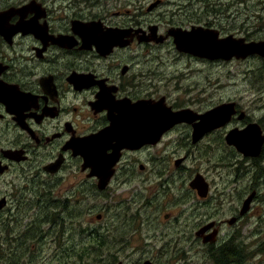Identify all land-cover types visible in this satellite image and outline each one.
<instances>
[{
  "label": "flooded vegetation",
  "instance_id": "1",
  "mask_svg": "<svg viewBox=\"0 0 264 264\" xmlns=\"http://www.w3.org/2000/svg\"><path fill=\"white\" fill-rule=\"evenodd\" d=\"M237 1L220 2L224 20ZM170 28L190 29V0H0V247L7 243L2 224L14 220L13 231L15 219L36 216L29 207L19 217L20 205L42 206L48 180L56 183L68 173L73 198L92 188L89 196L107 200L106 221L96 213L88 232L94 249L109 258L97 264H189L195 244L211 264L239 262L243 243L233 231L264 184V141L257 155L245 156L226 136L256 123L264 137V112L253 116L233 101L230 120L193 141L200 119H190V110L198 115L222 102L196 109L190 95L175 101L168 90L162 94L166 58L192 57L176 48ZM236 28L235 38L264 40L252 29ZM255 58L264 63L259 55L209 61ZM263 94L261 85L254 99L258 109L264 107ZM141 101L157 105L155 116L166 110L184 117L164 118L166 127L162 117L148 118L146 109L133 107ZM203 148L216 158L195 167ZM88 151L101 153L109 164L103 190L96 175L88 176L92 168L83 166L82 153ZM51 164L59 166L50 170ZM240 165L246 191L224 213L210 210L216 187L210 169L238 171ZM196 174L207 184L204 196L191 186Z\"/></svg>",
  "mask_w": 264,
  "mask_h": 264
},
{
  "label": "rangeland",
  "instance_id": "2",
  "mask_svg": "<svg viewBox=\"0 0 264 264\" xmlns=\"http://www.w3.org/2000/svg\"><path fill=\"white\" fill-rule=\"evenodd\" d=\"M185 2L187 3V0ZM220 2H224V0H190V26L209 27L207 25H210L222 35L230 33L236 35L238 32L236 27L240 25L244 27L243 31L252 29L255 34H260L259 37H264V0H239L237 4L234 2L227 12L228 18L225 20L219 14ZM168 6L169 4L166 3L163 9ZM167 55L171 56L172 54ZM263 65V61L256 58L247 61L223 62L209 61L193 56L190 58L180 57L179 59L167 57L163 66L165 76L161 91L166 95L168 90L172 100L175 101H183L190 95V105L196 109H206L218 102L236 101L245 110L248 108L249 113L253 111V116H259L264 112V107L258 109L257 104H254V99H257L256 88L264 85ZM260 100L264 104V94L261 95ZM201 150V155L199 158L196 155L195 163H193L195 167L207 165L209 161L206 162V158H210L211 163L216 158L215 153H212L210 149L203 148ZM231 155L230 152H227V158ZM261 167L264 168V165ZM235 172L240 176L235 177ZM209 174L211 181H214L216 185L213 191L214 199L208 203L209 209L222 214L239 199V194H244L246 191V180L243 179L245 171L242 166L238 171L231 169L229 172L223 167L215 166L210 169ZM48 181L52 184L49 195L43 196L44 199L40 203L42 205L40 207L43 209L41 214H39L40 207H37V204L32 201L23 202L18 210L19 217L21 214H27L30 208L31 211L36 210L37 215L39 214L37 219H35L37 215L25 219H15L18 220V228L13 231L10 228H13L14 220L8 222L10 225H7V222L2 224V228L7 230L3 233V236L7 237V243L0 247V264H16L18 261L21 264H58V256L72 243L69 229L73 227L78 229L74 239L75 247H80L82 237L84 239L93 226L91 224L92 217L96 213H100L104 215V221H106L108 213L106 197L92 198L89 196L91 192H86L87 190L83 188L81 190L83 195L73 198L70 193L74 191V178L69 177L68 173L58 179L56 183L54 179ZM230 181L236 182L237 187L230 184ZM222 192L226 196H222ZM258 192L260 195L253 202L250 211L243 216L233 231L237 241L242 239L241 243H243L237 264H264V184L258 186ZM220 196L223 199L221 203L219 202ZM80 197H82L81 202L78 201ZM53 200L57 201L53 202ZM64 203L72 206L70 207L72 214L80 213L85 209L86 212L81 213L73 222L70 219L71 215H68V211L63 207ZM27 223L32 224L28 225ZM180 227L181 221L178 223V229ZM16 254L20 255L16 257ZM71 260L74 258H70L69 261ZM189 264H211V262L203 248L195 244L194 247H190Z\"/></svg>",
  "mask_w": 264,
  "mask_h": 264
},
{
  "label": "water",
  "instance_id": "3",
  "mask_svg": "<svg viewBox=\"0 0 264 264\" xmlns=\"http://www.w3.org/2000/svg\"><path fill=\"white\" fill-rule=\"evenodd\" d=\"M168 34L173 37L175 46L179 51L187 52L190 55L199 58L208 60H230L232 58L245 59L250 55L264 57V40L246 42L243 37L235 38L232 34L219 37L218 30L214 28L203 27L201 25H191L189 30L170 28ZM234 105L235 102L233 101L222 102L198 115L191 114L192 110H190V119H200L194 127L193 141L198 140L206 131L226 124L230 120L232 114L235 113ZM133 107H136L137 109H146L150 112V114L147 115L148 118L162 117V124H165L164 126L167 124V121H165L164 118L173 119L184 117L183 112H174L172 115L170 114V111L167 112L166 110H163L162 115L155 116L154 114H151V112L155 110V107L157 111L158 107L156 104H152L148 101H141L138 104L133 105ZM263 141L264 137L261 135L260 128L256 123H249L241 130L234 128L230 130L226 136V143L233 145L238 152L245 156L257 155L260 152ZM82 155L84 158L83 166L92 168L88 176L96 175L99 178L98 189L103 190L106 187L110 176L109 164L103 161L101 153L99 154L93 151H88L82 153ZM58 166V164H51L48 169L56 170ZM94 168L97 169L94 170ZM191 186L198 190L200 196L205 195L207 184L200 174L195 175L191 181ZM249 200L250 198L244 202L243 210L246 208Z\"/></svg>",
  "mask_w": 264,
  "mask_h": 264
},
{
  "label": "trees",
  "instance_id": "4",
  "mask_svg": "<svg viewBox=\"0 0 264 264\" xmlns=\"http://www.w3.org/2000/svg\"><path fill=\"white\" fill-rule=\"evenodd\" d=\"M264 66V65H263ZM262 69V68H261ZM86 192H93L94 189L92 188H86ZM85 192V191H84ZM63 207L65 208L66 211H68V215H71L70 219L73 220V222L75 221L76 217H78L81 213H85V210H82L80 213H76V214H72L70 212V207H72L70 204L68 203H64ZM62 213V212H61ZM69 233L71 234V246H67V248L64 249V252H62L59 256H58V264H97L99 262H108L109 258L107 256L102 257L101 253H98V251H96L94 242H92L93 240H91V235H86L85 238L83 239L82 237V245L80 247H75V233L78 231V229H76L75 227L69 229ZM80 232H82V230H80ZM58 235H59V228L57 231ZM62 254H64V256H62ZM20 255V254H18ZM18 255L16 254V257H18ZM63 258V259H61ZM70 258H74V260H70ZM16 264H21V262H16Z\"/></svg>",
  "mask_w": 264,
  "mask_h": 264
}]
</instances>
